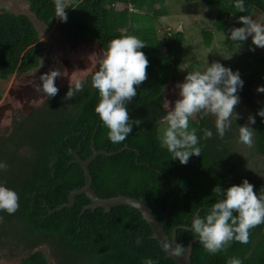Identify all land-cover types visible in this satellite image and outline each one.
<instances>
[{
    "label": "trees",
    "instance_id": "1",
    "mask_svg": "<svg viewBox=\"0 0 264 264\" xmlns=\"http://www.w3.org/2000/svg\"><path fill=\"white\" fill-rule=\"evenodd\" d=\"M25 1L35 19L53 27L65 44L86 38L105 51L111 39L135 35L146 43L142 51L149 63L147 78L134 85L137 95L126 106L129 118L141 123L133 124L127 138L118 144L109 141L108 129L94 111L99 96L90 81L99 62L81 80L84 88L73 98L64 99L69 86L59 89L30 114L15 115L0 132V160L9 165L0 171V182L19 195L15 213L0 212V257L21 255L18 264H50V259L54 264H142L144 257L156 264H176L151 237L152 230L141 213L128 205H115L107 211L102 207L83 209L90 199L81 193L74 196L71 206L48 213L67 202L70 190L83 185V171L72 161V152L85 159L91 154L93 140L96 149L111 153L98 154L89 163L96 194L143 198L159 220L166 218L163 229L168 237L175 228V237L182 244L194 239L191 264H226L232 256L240 257L243 264H264V224L249 230L248 243L233 241L214 255L184 227L195 213L205 215L217 199L212 191L216 186L227 188L247 178L254 192L264 191V123L256 115L264 107V92L256 91L258 85H264V49H257L248 39L236 42V50L244 49L238 64L245 66L240 102L234 106L239 118L221 139L215 135L213 116L201 119L194 114L189 128L196 129L198 136L203 128H210L214 135L200 141L201 156L193 155L181 164L171 159L159 141L160 127L166 121L163 117L169 111L167 83L177 76L188 52L182 30L162 37L157 34L154 21L166 14L163 0H68L66 22L54 17V0ZM185 1H199L214 12L209 28L202 29L207 46L213 30L239 27L238 17L256 9L264 13V0H244V12L234 7V0ZM40 49L32 19L22 12L1 9L0 79L37 67ZM199 62L194 59L189 65ZM223 65L235 71L231 63ZM249 114L256 120L251 125L256 130L251 147L237 142V125L247 123ZM39 246L46 248L47 256L36 248Z\"/></svg>",
    "mask_w": 264,
    "mask_h": 264
},
{
    "label": "clouds",
    "instance_id": "2",
    "mask_svg": "<svg viewBox=\"0 0 264 264\" xmlns=\"http://www.w3.org/2000/svg\"><path fill=\"white\" fill-rule=\"evenodd\" d=\"M234 7L244 12V0H234ZM67 8H70L68 0H54V17L66 22ZM238 20L241 26L229 29L227 35L222 34V38L238 43L251 37L253 45L264 48V22H257L250 15H241ZM145 45L135 35L111 39L99 60L98 70L91 75L90 86L99 96L94 111L102 126L108 129L107 138L113 144L124 141L132 131L133 124L141 123L138 119L129 118L126 106L137 95L134 85H140L147 78L146 66L149 61L142 51ZM59 76L61 72L57 69L41 74V83L34 85L35 91L48 98L54 97L58 92L54 80ZM243 83L238 70L234 71L219 61L208 63L204 71L186 73L183 81L175 85L178 99L163 117L167 126L159 136L160 146L167 150L171 159L186 164L191 156H201L200 141L213 137L214 132L210 128H203L200 136L196 129L189 128V120L194 114H199L201 119L213 116L215 135L218 138L222 139L231 130L240 115L234 106L240 102L239 91ZM83 88V82L76 79L70 84L64 99L73 98ZM256 91L264 92V85H258ZM256 115L264 123V107L257 109ZM255 122V116L249 114L247 123L237 125L238 143L252 146L256 130L251 125ZM8 167L5 161L0 160V171ZM253 187L247 178L227 188L214 187L212 191L217 194V199L207 208L205 215L201 216L197 212L192 216L190 225H184L210 255L225 250L233 241L248 243L249 230L264 224V191L254 192ZM18 208V193L0 182V212L11 215ZM2 220L3 216H0ZM136 243H140L139 237ZM184 251L179 244L173 249L175 255H182ZM142 264H156V261L144 257ZM226 264H243V260L232 256L227 258Z\"/></svg>",
    "mask_w": 264,
    "mask_h": 264
},
{
    "label": "rangeland",
    "instance_id": "3",
    "mask_svg": "<svg viewBox=\"0 0 264 264\" xmlns=\"http://www.w3.org/2000/svg\"><path fill=\"white\" fill-rule=\"evenodd\" d=\"M166 9L165 15H159L154 25L159 37L167 35L174 30H182L187 53L184 62L178 69V74L170 78L166 87L165 103L167 108L173 106L178 99V89L175 85L182 82L187 72L205 70L208 63L214 61L229 62L240 76L245 72V66L241 62V52L236 50V42L228 44L227 38L222 34H228V30L215 31L210 45H205L202 29L209 28L214 12L206 8L201 2L190 3L185 0H163ZM7 9L28 15L38 32L39 65L28 71H14L5 79H0V132L4 131L11 123L15 115H28L32 109L39 105L47 96L37 93L34 85L41 83L39 77L52 69L61 72V76L55 78L54 83L59 89L70 86L76 79L83 80L85 75L91 72L96 63L103 55V50L90 39L81 38L69 44L61 41L59 34L53 27H47L28 9L25 0H0V10ZM257 22H264V13L259 9L250 14ZM251 41V37L246 38ZM255 46V45H254ZM256 47V46H255ZM259 50L264 48L256 47ZM199 60L197 66H190L192 60ZM232 67V68H233ZM167 126L166 121L162 123L161 133ZM42 249L46 256L47 250L44 246L36 247ZM8 256V257H7ZM21 255L0 257V264H18ZM50 264L54 262L50 259Z\"/></svg>",
    "mask_w": 264,
    "mask_h": 264
},
{
    "label": "water",
    "instance_id": "4",
    "mask_svg": "<svg viewBox=\"0 0 264 264\" xmlns=\"http://www.w3.org/2000/svg\"><path fill=\"white\" fill-rule=\"evenodd\" d=\"M72 161L78 163L83 171L84 183L81 187H76L68 193L67 202L59 204L54 209H48V213L53 212L54 210H59L64 206H71L73 204V198L76 194L85 193L90 199V203L86 204L83 209H95L96 207H102L105 211L109 210L110 207L115 205H128L132 208H135L141 213L142 218L150 226L152 233L151 237L156 239L164 250L166 256L172 258L176 264H191V245L194 241L190 240L187 244H182L177 241L175 237V228L172 230L170 237L165 234L163 225L166 222V218L159 220L157 216L153 213L152 209L144 202L143 198H137L133 196L117 194L116 196H111L107 198L100 197L96 194L94 189L91 187V174L89 171V163L96 157L98 154H111L106 150L96 149L93 145V140L91 141V154L85 159H81L76 151H73ZM179 244L182 248L185 249L182 255H175L173 249Z\"/></svg>",
    "mask_w": 264,
    "mask_h": 264
}]
</instances>
